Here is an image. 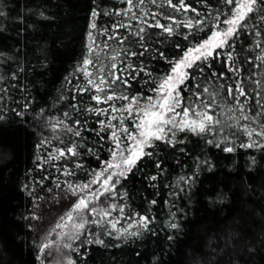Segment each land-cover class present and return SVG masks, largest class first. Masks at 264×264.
<instances>
[{
  "label": "trees",
  "instance_id": "trees-1",
  "mask_svg": "<svg viewBox=\"0 0 264 264\" xmlns=\"http://www.w3.org/2000/svg\"><path fill=\"white\" fill-rule=\"evenodd\" d=\"M184 2L187 4V0ZM173 3L178 4L179 0H173ZM260 3L264 6V0H260ZM148 4L154 9L158 8L152 2ZM161 5L162 8L172 9L167 4ZM198 5L199 8L203 7V4ZM107 8L108 0H0V11L4 13L0 15V116L3 117L0 119V194L5 192L3 196L0 195V264H37V240L43 237L48 225H52L71 204V201L65 200L67 195L64 194L60 199L39 201L34 207L26 193L25 184L32 175L31 172L35 171L36 164L47 162L50 152L61 149V125L56 132L52 131V124L60 119H56V114L53 116L43 112L42 108L56 111L64 102L71 110L68 125L75 128L77 126L74 122L80 121L81 136L74 137L73 142L77 145L79 164L84 162L85 165V161H89L91 166L82 165L79 168L81 173L68 175L73 178V184L87 183L94 178L95 172L102 169L104 162L111 159L109 149L114 144L109 138L110 129L100 131L99 124L107 116H97L85 111L87 106L80 104L79 98L86 97L91 103V95L78 94L75 86L76 78L80 82L83 77L81 72L75 70L82 66L90 46L94 54L100 55L105 54L103 50L116 48L118 44L116 39H109L108 34H101L105 30L109 32L116 23L115 15L107 11ZM225 8L227 12L230 11L228 5ZM93 9L98 15L95 18L91 16L90 25L96 24L94 32L98 37L92 35L89 38V33L92 32L90 27L91 31L83 42L86 20ZM172 12L179 15L186 13L182 9ZM257 14L253 24L245 22L247 26L240 31H251L255 25L263 36L264 21ZM214 16L210 14L209 20L204 23L209 28ZM225 18L220 15L221 20ZM5 32L11 34L7 38L9 40L6 39ZM197 33L198 31H194L193 35H198ZM170 38L166 33L159 34V31L145 41L137 38L134 40V49H137L136 53L144 52L142 59L146 58L148 61L139 63L141 57L129 55L135 57L129 58V64L132 63L133 68L139 69L145 63L146 67H151L150 64L154 61L165 70L167 68L165 72L168 73L171 65L159 53L164 52L169 59L182 55L181 48L175 50V55L166 50L167 43L173 40ZM196 39L197 36L190 40ZM40 43L43 46L40 47ZM234 44L236 48L238 38H235ZM189 45L191 43L187 40L182 49ZM258 49L259 53L256 52V55L261 53V49ZM233 55L238 64V52L234 51ZM256 55L249 56L254 60ZM221 63L223 68L224 61ZM129 64L122 62L121 67L127 68ZM206 66L204 65L205 72L210 76L214 69L206 70L209 68ZM124 75L129 83L134 80L132 77H138L134 84L138 92L146 97L153 95L148 89L154 85L144 81L156 79L154 73L151 77L144 73L137 76L135 71L127 69ZM212 79L214 81L215 78ZM130 85L132 86L131 83ZM126 89L123 88L122 91L126 93ZM17 112H22L23 115H17ZM116 115L119 116L120 113ZM112 123L118 124L119 121ZM127 124H131V131H136L131 120H126L125 125ZM18 129L23 130L28 139H21ZM181 133H177V139H180ZM201 139H192L189 144L178 143L174 146L164 141H155L165 143V150L152 156L142 172L137 173V179L141 183L135 187L128 185L130 173L135 170L133 168L126 178H120V183L100 198L98 208L115 205L116 210L111 211V215L100 226L92 223L84 229L85 235L90 239L98 237L105 242L104 245H83L85 248L81 252L84 259L80 264H167L169 259H175L178 264H264V160L258 159V155L252 151L224 154L221 150L205 147V139ZM41 140H45L43 146L40 145ZM63 142L65 143V139ZM89 148L92 149L91 152L88 151ZM12 154L15 159L9 163V156ZM250 159H255V164ZM61 161L63 160L56 161V164L59 165ZM198 166L200 173L195 176L190 196L184 193L179 197L193 202L188 204V209L193 212L185 213L186 220L181 224L183 229L171 231L166 228L164 231V228L159 227L157 238L149 243H144L148 233L146 231L138 239L128 235L132 231L128 230L129 224L133 221L138 224L139 217L144 216L138 211V207L133 208L135 199L144 204L152 201L156 204L158 199L166 197L170 208H173L178 202L175 194L186 188L184 180L176 185L173 180L164 182L166 167L176 173L180 170L193 175ZM210 167H214V170L209 171ZM245 167L250 168V171H246ZM153 176L156 177L155 180L151 179ZM122 184L127 185L126 190L122 189ZM120 207L124 208L123 213L119 211ZM151 208L152 211L155 210V206ZM32 212L38 213L37 219L31 218ZM88 219L91 220L92 217L89 216ZM97 220H100L98 216ZM111 222L116 223L115 229H111ZM125 229L127 232H124ZM151 232L155 233V229ZM161 233L164 234L159 236ZM117 235L120 239L114 238ZM83 240L79 245L84 243ZM110 240H122L125 243H120L118 247L106 245V241Z\"/></svg>",
  "mask_w": 264,
  "mask_h": 264
},
{
  "label": "snow or ice",
  "instance_id": "snow-or-ice-1",
  "mask_svg": "<svg viewBox=\"0 0 264 264\" xmlns=\"http://www.w3.org/2000/svg\"><path fill=\"white\" fill-rule=\"evenodd\" d=\"M123 2L127 3L128 8L123 12H116V15L127 16L129 12H132L131 18L135 19L138 24L146 25L147 28L161 29L169 37L183 35V38L188 40L189 36L193 35V29L195 31H204L203 25L205 21L201 19L193 20L188 18L182 22L173 20V24L187 28L189 30L187 34L178 32L172 25H163L158 20L155 24L148 23L146 19L137 17L136 13L132 11L133 8L144 5L145 0H135V2L134 0H123ZM151 2L155 4L156 0H151ZM223 3L229 6L230 11L223 20L220 19L221 14L219 13L212 18L213 22L209 28L210 35L206 39L200 42L190 41L192 46L180 49L182 55L176 59H169L162 51L159 53L160 57L167 61L171 67L170 71L162 77L144 81L146 84L151 83L154 85V87L148 89V91L153 93L152 96L130 95L123 91L118 93L114 87L120 85L123 88L131 87L129 79L124 75L127 69L135 71L137 76L140 73H144L151 77L152 73L147 72L144 67L135 69L129 64L127 68H119L113 62L107 67L97 68L95 73L89 71V66L95 67L96 60L100 59L98 54H96V60L90 58L94 50L91 46L89 47L88 55L84 57L82 66H78L75 70L82 73L87 83L84 87L77 85L76 90L78 94L93 92L94 94L91 95L92 101H95L97 105L102 103L109 105L108 108L87 107L85 111L97 116H107L106 120L99 121L100 131L110 129L109 138L113 141L114 147L109 149L111 159L105 161V166L94 173L93 179L80 185H68V189L73 196L89 191L90 185L99 184V187L89 191V195H79L71 209L55 224L52 232L57 229L61 230L57 233L55 241L45 242L38 246L39 254L37 259L41 260V264H44L41 257L53 245L56 246L57 252L61 248L78 251V249L73 248V244L80 239L86 225L95 223L100 226L97 216L100 220H103L111 215V211L116 210L115 205L110 206V208H98L93 205L100 200L101 196H104L116 184L120 183V180H114V177L126 178L127 174L136 167L139 160L144 156L152 155L151 152H147L145 149L154 147L155 141H164L174 146L184 142L182 139L176 138L178 132H190L201 137L206 135L219 136L218 140L209 139L207 143L220 147L221 144H233L234 140L232 137L239 133L245 136L248 141L247 143H241L239 147L246 149L253 147L264 148V80L251 81L256 85L255 89L246 90L243 77L240 76L242 68L236 64L233 55L235 38L239 36L240 30L246 27L245 22L251 18L252 13L264 11V6L261 5L260 0H223ZM167 5L176 12L181 9L185 12L196 11L185 4L184 0H179L178 4L173 3V0H167ZM0 15H4V13L0 11ZM97 15V11L93 9L92 17L95 18ZM146 15H150L154 19L158 13L151 12L146 13ZM196 15L200 16L201 14L196 12ZM167 18L172 19L171 17ZM260 19L264 21V16H261ZM90 27L96 29L97 26L92 23ZM119 27L131 28L132 25H114V29ZM144 32L145 27L141 26L134 35L143 41L142 34ZM101 34H108L109 39H117L115 35L107 33V30ZM259 34L257 33V35ZM89 38H92L91 32L89 33ZM123 42V39L118 40V43L122 44ZM141 46L143 47V44ZM256 47L260 48L261 45L257 43ZM177 48H180L179 44H177ZM226 49H232V51H226ZM145 51H147V48H145ZM119 55V53H116L111 56V60L116 61ZM130 55L143 56L144 52H132ZM221 57H226L224 64L227 67V71L233 73L230 79H233L234 86L232 84L227 85L226 94L225 85L223 83L215 85L212 79L223 81L225 79L223 72L217 73L213 71L210 76L204 75V65L211 68L213 66L212 62ZM256 61H259L258 65L255 63ZM248 62L252 63L254 67L260 68V75L264 76V49H262L260 54L256 55L254 60H249ZM197 72L201 74L199 78H197ZM94 76L95 78H93ZM132 79H135V77H132ZM190 80L195 83L189 85L188 82ZM184 92H188L189 96L185 97L183 95ZM253 92L255 93L254 97L250 95ZM252 99L255 100L257 108L255 112H253L250 103ZM114 100L124 101L125 103L117 107L115 104L109 103ZM73 107L77 106L73 105ZM116 113H120V115L117 116ZM249 113L252 114L250 115ZM17 115L22 116L23 113L17 112ZM64 115L70 118L69 113L65 112ZM0 119H3V117L0 116ZM116 120L119 123L113 124L112 122ZM126 120L132 121V127L136 129L135 132L125 125ZM74 123L77 126L75 128L66 125L64 121H56L52 124V131L56 132L58 127L63 125L64 131L80 137V128L82 127L80 121L76 120ZM253 137H259L261 142L258 143ZM44 144L45 140H41L40 145L43 146ZM76 147L77 145L73 143L72 146L65 149H57L59 155H52L50 159L56 160L60 157H66V155H79ZM88 151L91 152L92 149L89 148ZM223 151L231 153L235 151V148L225 146ZM77 167H81V165L77 164ZM64 174L72 175L73 173L65 170ZM101 177H103L102 182ZM151 179L155 180L156 177L153 176ZM57 187H59V184H57ZM153 203L155 202L153 201ZM119 211L123 213L124 208L120 207ZM89 216L92 217L91 220L88 219ZM35 218L33 217V219ZM149 223L150 220L147 217H139L138 224L140 228L147 230ZM69 225L70 230L67 232L63 231V229L69 228ZM171 227L176 228L177 225L172 224ZM112 228L115 229V223H112ZM124 232H127V229ZM107 234L111 235V232ZM138 234V232L128 233L130 236H137ZM114 238L120 239V236L117 235ZM65 239L69 242L61 244L60 241ZM86 242L88 244L104 245V241L98 237L87 239ZM66 264H75V261L68 257L66 258Z\"/></svg>",
  "mask_w": 264,
  "mask_h": 264
},
{
  "label": "rangeland",
  "instance_id": "rangeland-1",
  "mask_svg": "<svg viewBox=\"0 0 264 264\" xmlns=\"http://www.w3.org/2000/svg\"><path fill=\"white\" fill-rule=\"evenodd\" d=\"M135 2V0H134ZM151 2V0H145V4L138 7V8H133V12L136 13L137 17H143L144 19L147 20L148 23L151 24H155L156 21L158 20L161 24L163 25H172V27L176 28V30L180 33H184L187 34L188 33V29L184 28L182 26H178L177 24H173V20L178 21V22H182L185 21L188 18H191L193 20H204L205 23L209 20L208 16L211 15H216V14H221L224 18L227 17L228 13L227 9L225 8L226 5L223 3V0H187V5L190 6L191 9H195L196 11H187L186 13H182L181 15H179L178 13H174L172 12L173 9H167L165 7L162 8V6H158L161 4H167V0H156V5L158 6V8L154 9L152 8L148 3ZM198 4H203V7L199 8ZM128 8V5L126 2H123V0H108V8L107 11L113 13L115 15V19H116V23L114 25H118V24H123V25H132L131 28H127V27H119L118 29H114V26L110 29V31L108 33H111L113 35H115L117 37V42L119 39H123L124 42L118 43L116 48L113 49H107V50H103V52L105 51V54H100L99 60H96V54H94L90 57L93 60H96V65L95 67L93 66H89L88 70L95 73L96 69L99 67H107L109 66L111 63L115 62L119 68L121 67V64L123 62H128V64L130 63V59L132 58L134 59L135 57L129 56L130 53L137 51V49H134V40H137V36L134 35V33H136L138 31V29L141 26L145 27V32L142 34L143 36V40L145 41L146 38H149L151 36H155V33L159 31V34L161 31V29L158 28H147L146 25H141L138 24L137 21L135 19H132V12H129L127 14V16L124 15H116V12H123L124 10H126ZM151 12H156L158 13V15L153 19L150 15H146V13H151ZM196 12H199L201 15L197 16ZM258 12V11H257ZM257 12H254L253 14H251V18L248 19L247 21L253 24V20L255 18V15L257 14ZM92 13V12H91ZM90 13V15L88 16V21L86 20V27L84 28V39L83 42L85 40V36L89 33V31H91L90 29V21H91V16L92 14ZM256 13V14H255ZM258 15V14H257ZM260 16H264V11H260ZM258 15V16H259ZM167 17H171L172 19H168ZM181 17V18H180ZM260 19V17H259ZM246 21V22H247ZM247 26V25H246ZM204 27V31H198V35H191L189 36L188 42H190L192 38H194L195 36H197L198 39L195 40V42H200V39H204V37H208L210 35V31H209V25L206 26L205 24L203 25ZM252 27V26H251ZM253 30L250 31L246 29V31H240L238 38V44L235 48V51L238 52L239 54V63L237 64L238 66H240L242 68V71L240 73V76L243 77L244 80V87L246 90L248 89H255L254 86L256 87V85L254 83H252L251 81L254 80H264V76L260 75L261 69H257L254 68L253 66H251L252 63H249L248 59L250 58V54L254 55L256 52L259 53V49L256 47V44L259 43L261 45L260 49L262 51V49H264V35L262 36L261 33L259 32V30L257 28L252 27ZM10 31V30H8ZM195 31V29H193V32ZM130 33H133L130 35ZM200 33V34H199ZM257 33H260L259 35H257ZM6 35V39L11 37V34H8L7 32L4 33ZM92 35H95V38L98 37L96 36L94 29H92L91 32ZM178 36V38L176 37ZM173 35L171 36L170 39H173L171 42H169V44L167 43L166 46V50L168 52H170L169 54L171 55H175V50L177 49L176 44H180V48L182 49L184 42L186 43L187 40H185L183 38V35ZM201 36V37H198ZM94 38V39H95ZM158 39H160V37H158ZM253 39V40H252ZM9 40V39H7ZM140 40V39H139ZM180 40V41H179ZM141 41V40H140ZM184 41V42H183ZM134 43V44H133ZM43 46L42 43H40V47ZM192 45H189V47H191ZM108 47V46H107ZM106 47V48H107ZM253 48V49H252ZM181 51V50H180ZM251 52V53H250ZM116 53H119V57L116 61H112L111 60V56L115 55ZM88 55V52H87ZM139 57L142 56L137 55ZM251 59V58H250ZM148 59L143 58L141 61H139V63H143V62H147ZM222 61L220 59L217 60V64H214V71L219 70L220 72L223 71V68H221V63ZM151 63V62H149ZM215 63V61H214ZM132 64V63H131ZM134 64V63H133ZM146 64V63H145ZM142 65V67H146V65ZM150 66H147L146 69L147 71H151L152 73H154V76L156 77V79H158L159 77H162L163 75H165V71H167L161 66V64L157 63V62H152V64H150ZM125 66V65H124ZM123 66V67H124ZM218 66V68H217ZM209 69V68H208ZM197 78L200 77V73L197 72L196 73ZM204 75H207V73L205 72ZM208 76V75H207ZM95 78V76L93 77ZM226 78V77H225ZM76 84L75 86L79 85L80 87H84L87 83L85 77L83 76L82 79L80 80V82L78 81V79L76 78ZM225 82L220 81V82H216L214 79V84L218 85L220 83H223L225 85V94H226V87L230 83L229 80L224 79ZM138 81V77H136L134 80L130 81V83L132 84L131 87H129L126 93L131 94V93H139L140 95L146 97L143 93L138 92V88H136V86L134 85L136 82ZM194 81H189V85L194 84ZM115 90L119 93L120 91H122L123 86H114ZM86 95H92L94 94L93 92H85ZM187 94V95H186ZM186 97L189 96V93L187 92ZM101 95H103V93H101ZM251 96H255V93H250ZM243 99V98H241ZM80 104H83L84 106L87 107H96V108H108L109 105L108 104H99L97 105L95 101L91 100V103H89V99H87L86 97H80L79 98ZM84 101V102H82ZM112 104H115L116 106H119L121 103V101L118 100H114L112 102H109ZM125 103V102H123ZM251 105H252V109L253 112H255L257 110L256 105H255V100L252 99L250 101ZM119 104V105H117ZM59 109H57L55 111V109L53 111H46L42 108L43 112H48L49 115H55L56 119L59 121H64V123H67L66 125H68V117H65V112L70 114V109L68 107H66L65 103L63 102V104L61 106H58ZM250 115L252 113H249ZM55 119V118H54ZM243 123V121H242ZM126 126H128L131 129V124H127ZM18 132L20 134L19 137H21V139H26V134H24L23 130L18 129ZM181 133V132H180ZM184 133V134H183ZM61 136V150L65 149L69 146L73 145V141H74V135L66 132L63 130V125L60 126V135ZM182 136L180 137V139H182L184 143L189 144V142L192 139H201V136H197V135H192V134H185V132L181 133ZM255 140H257V142H261L259 137H253ZM28 139V138H27ZM65 139V143L63 142ZM202 139H205V147L207 148H215L217 151L221 150L222 153L227 154L228 152L223 151V148L225 146H232L235 148L234 152H231L230 154H235L238 151H244V152H248V151H252L255 153V155H258V159L260 160H264V148H260V147H253V148H242L239 147V145L241 143H247V138L239 133H237V135L235 137H232V139L234 140V143L231 145H225V144H221L220 147H215L214 145H210L207 143V141L209 139H219V136H213V135H206L204 137H202ZM201 139V141H203ZM154 147L152 148H147L145 149V151L147 152H151L152 155L151 156H144L141 160L138 161L135 170L133 171V173H130L131 175L129 176V181L130 184L128 185H133L134 187L137 186V184L141 183L138 179H137V173L139 174V172H142L143 167L146 163H148L149 159L152 158V156H156V153H161V151L165 150V143L163 142H154ZM169 148V147H168ZM77 151V149H76ZM80 151V149H79ZM78 152V151H77ZM52 155H56L58 156L59 153L57 151V149L53 150L52 152L49 153V159L47 160V162H42L39 164H36V169H34L35 171L31 172V176L28 178L26 185V193L27 195L31 198V200L34 203V207H36L37 202L39 201H43V200H56V199H60L62 196L67 195L66 199L67 202L71 201L70 206L68 207L67 210H65V212L63 214H61L59 217H57L56 221L51 225L49 224L45 234L43 235L42 238L37 240V256L39 254V245L45 243V242H51V241H55L57 239V233L60 232V229H57L55 232H52V229L54 228L55 224L60 221V218L62 216L65 215V213L67 211H69L72 207V205L76 202V200L78 199L79 195H89V191L91 190H95L99 187V184L96 185H90V190L86 191L84 193H78L77 196H74V198H72L70 195L71 192L68 189V185L72 184L75 186V184H73V182L71 181V179H73L72 177L65 175L64 171H72L73 174H78V172L81 173V170L79 168L82 167H89L91 166V164L89 163V161H85V165L84 162H82L81 164H79V156H71V155H66V157H60L56 160H52L50 159V156ZM220 155V154H219ZM14 154H12L11 156H9V160L7 158V160L9 161V163L13 162L14 158ZM222 157V156H221ZM256 158V159H257ZM59 160H63L59 163V165L56 164V161ZM255 159H250V162H253V164H255L254 162ZM35 159H34V163H35ZM146 161V162H144ZM264 162V161H263ZM72 163L74 166H72ZM77 164L81 165V167H77ZM105 165L102 166V168ZM247 168V167H245ZM196 172L192 175L191 173H187V172H182V171H178V173H176V171L171 170L169 167H166L165 169V179L166 181L164 182H171L172 180L174 181V184L176 185V183H181L185 182L186 184V188L181 190V192L179 191L178 193H176L175 195L177 199V204L173 207L170 208L168 200L165 198L162 199H158L157 203L154 204L153 201L152 203L149 202V204H144V203H140L141 201L139 199H135L134 202V209L135 208H139V212L142 213V215L148 217V219L150 220V223L148 224V229L145 230L143 228L139 227V224H137L135 221H133L132 223L129 224L128 226V230H132L131 232H138L139 234L136 237V239L140 238V236L146 231L148 232L147 235L145 236V240L144 243H149L153 240V238H157V234H158V229L159 227L164 228V231L166 228H170L171 231H175V230H181L183 229V227L181 226V224L184 223V221L186 220V214L187 211H191L188 209V204L193 202H190V199H186L183 200L180 199L179 197H182L184 193H188V195L190 196L191 194V188L196 180L197 174L200 173V169L199 166L195 169ZM214 167H210L209 171H213ZM208 171V172H209ZM246 171H250V168H247ZM107 175V174H105ZM255 175V174H254ZM122 177H114L113 179H120ZM179 178H183V179H179ZM103 180V177H101V182ZM127 180V179H126ZM157 181V180H156ZM89 182V181H88ZM57 184H59V187H57ZM123 185V184H122ZM126 184L123 185L122 189L126 190ZM177 190V189H176ZM178 191V190H177ZM5 192L3 191L0 195H4ZM65 194V195H64ZM106 194V193H105ZM181 195V196H180ZM73 196V195H72ZM102 197V196H101ZM100 197V198H101ZM91 198V197H89ZM134 200V199H133ZM183 200V201H182ZM195 201V200H192ZM99 202V201H98ZM96 202L93 206L97 207V203ZM184 202V203H183ZM152 206H155V210L152 211ZM176 208V210H175ZM174 210V211H173ZM33 214H31V218L33 219V217H38V213L36 212H32ZM181 215V216H180ZM37 219V218H35ZM33 219V220H35ZM104 220V219H103ZM103 220H99L100 223H103ZM112 223L111 222V229L112 228ZM175 224L177 225L176 228H172L171 225ZM86 227L88 228V225H86ZM115 227H116V223H115ZM110 228V227H109ZM86 229V228H85ZM91 229V228H90ZM89 229V230H90ZM153 229H155V233L151 232L153 231ZM70 230V225L69 228H65L63 229V231L67 232ZM168 231V230H167ZM85 231L83 230V234L80 236V239L77 240L74 244H73V248L74 249H78V251H73L70 249H63L61 248V250L59 252L56 251V246L53 245V247L51 249H47L45 254L41 257V259L43 260L44 264H66V258L70 257L72 260L75 261V264H80L81 261L84 259L83 257V252L82 249H84L86 247V245H88V243L86 242L87 239H90V237L88 235H85L84 233ZM49 233H51L49 235ZM160 233V232H159ZM165 233V232H164ZM161 233L159 236H161ZM167 233V232H166ZM168 234V233H167ZM84 239V243L79 245V242ZM104 241V239H103ZM65 242H69L66 239L65 240H61L60 243L63 244ZM105 242V241H104ZM120 243H125V241L123 242L122 240H110V241H106V245L110 244L111 246L116 247L117 245H119ZM83 245L85 247H83ZM122 247V246H121ZM121 249V248H118ZM94 250V249H93ZM37 259V258H36ZM37 264H41V260L37 259ZM167 264H178V262L173 259H169Z\"/></svg>",
  "mask_w": 264,
  "mask_h": 264
},
{
  "label": "flooded vegetation",
  "instance_id": "flooded-vegetation-1",
  "mask_svg": "<svg viewBox=\"0 0 264 264\" xmlns=\"http://www.w3.org/2000/svg\"><path fill=\"white\" fill-rule=\"evenodd\" d=\"M254 55H256V54H254ZM251 58H252V57H251ZM254 58H255V57H254ZM220 59H222V61H225V60H226V57H221ZM248 60H251V59L249 58ZM216 61H217V59L215 60V63H213V65H214V64H217ZM255 63L258 65V64H259V61H256ZM205 66H206V65H205ZM252 66L254 67L253 64H252ZM206 67H207V66H206ZM254 68L260 69V68H258V67H254ZM211 69H214V67L212 66V68H209V70H211ZM206 70H208V68H206ZM216 70H217V69H216ZM222 72L225 74L226 79L229 80L230 83H232V85L234 86L233 79H230V77L233 76V73L227 71V67L225 66V64H224V67H223V71H222ZM218 73H221V72L218 70ZM223 81L225 82V80H223ZM254 88H255V86H254Z\"/></svg>",
  "mask_w": 264,
  "mask_h": 264
}]
</instances>
